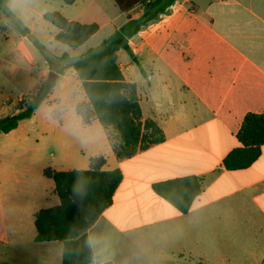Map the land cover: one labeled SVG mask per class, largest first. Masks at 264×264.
Listing matches in <instances>:
<instances>
[{
    "label": "crops",
    "instance_id": "1",
    "mask_svg": "<svg viewBox=\"0 0 264 264\" xmlns=\"http://www.w3.org/2000/svg\"><path fill=\"white\" fill-rule=\"evenodd\" d=\"M7 5L36 44L52 51L47 62L10 27V45L4 46L21 85L13 78L10 95L0 91V119L17 113L51 72L58 78L31 118L0 133V264H62L63 242L36 241L37 213L60 204L45 171L88 170L96 156L106 159L105 171L121 170L123 180L89 231L90 264H264V147L245 170L222 167L240 146L245 116L264 113V0H177L130 39L135 57L120 51L119 65L138 87L142 120L156 122L165 141L125 160L117 158L98 120L85 125L76 112L87 98L61 57L77 58L100 45L128 15L114 0ZM57 11L69 21L97 24L99 31L77 49L59 48V30L44 18ZM142 14L140 8L130 12L133 19ZM132 67L133 80L127 76ZM189 176L203 178L204 189L182 214L153 185Z\"/></svg>",
    "mask_w": 264,
    "mask_h": 264
},
{
    "label": "trees",
    "instance_id": "2",
    "mask_svg": "<svg viewBox=\"0 0 264 264\" xmlns=\"http://www.w3.org/2000/svg\"><path fill=\"white\" fill-rule=\"evenodd\" d=\"M60 1L73 5L77 0ZM176 1L114 0L121 12L128 15V21L99 47L90 49L77 58H71L68 54L61 57L75 70L87 98L86 102L77 106L76 112L85 125H90L94 120L101 123L108 131L111 147L120 160L129 159L163 143L165 136L156 122L142 120L138 87L126 80L118 62V53L124 51L134 59L130 39L160 15L166 14L167 8ZM136 8L142 9L143 14L133 19L130 12ZM0 9L12 20L19 34L32 40L28 28L10 10L7 0H0ZM44 18L59 30L55 40L71 49L84 45L99 31L97 24L69 21L59 12H48ZM37 47L43 52L46 61L50 62L43 49L38 45ZM46 83L47 81L37 86L32 94L18 104L19 112L16 115L0 119V133H10L23 120L34 115L53 88H47ZM237 139L240 146L225 157L223 169L245 170L259 159L264 147V113L247 114ZM105 165L106 159L96 156L91 158L88 170L45 171V176L55 182V192L60 204L37 213L36 241L63 242L62 264H90L94 259L89 231L112 205L114 195L123 180L121 170L105 171ZM203 189L204 179L197 176L176 178L153 185L154 192L182 214L190 211Z\"/></svg>",
    "mask_w": 264,
    "mask_h": 264
},
{
    "label": "rangeland",
    "instance_id": "3",
    "mask_svg": "<svg viewBox=\"0 0 264 264\" xmlns=\"http://www.w3.org/2000/svg\"><path fill=\"white\" fill-rule=\"evenodd\" d=\"M58 12V11H57ZM47 27H51L53 28V30H55V27H53L52 25H50L49 23H45ZM10 27L13 28V32H17L16 30V26L12 23V20H10L3 12L2 10L0 9V91H2L1 93L4 95V96H7L10 95V79L12 80L13 78L15 79V85L17 86H20L21 84V81H20V77L19 75L17 76V74H11L10 73V64L8 63V58L10 57V50H8L6 48V46H4V43H9L8 46L10 45ZM46 27V28H47ZM31 43L33 45L37 47L36 45V42H35V39L32 37V40H30ZM103 43V42H102ZM101 43V44H102ZM56 46H58L59 48H67L69 50H72L71 48L67 47L66 45H63L61 43H55ZM100 44V45H101ZM46 45V44H45ZM100 45L98 46H95L93 48H97L99 47ZM42 47V46H41ZM45 48V47H44ZM92 48V49H93ZM47 49L45 53H50L52 51L51 48H45ZM39 50V49H38ZM40 53L42 54L43 56V52H41V50H39ZM50 51V52H49ZM89 51V50H88ZM87 51V52H88ZM7 55H9L7 57ZM44 57V56H43ZM134 67H132V69L127 73V76L130 78V79H134ZM19 79V80H18ZM13 82V80H12ZM14 83V82H13ZM60 86V81L57 82L55 88H59ZM78 91H79V88L77 86H73L72 87V95H71V98H76L78 97ZM33 91L30 93L32 94ZM30 94L26 95L25 97L29 96Z\"/></svg>",
    "mask_w": 264,
    "mask_h": 264
},
{
    "label": "water",
    "instance_id": "4",
    "mask_svg": "<svg viewBox=\"0 0 264 264\" xmlns=\"http://www.w3.org/2000/svg\"><path fill=\"white\" fill-rule=\"evenodd\" d=\"M57 78H58V75H57L55 72H51L50 75H49V78H48V80H47V83H46L47 88H51V87L54 85V83H55V81L57 80ZM18 112H19V111H18ZM18 112H17V113H18ZM14 115H16V113L13 114V116H14Z\"/></svg>",
    "mask_w": 264,
    "mask_h": 264
}]
</instances>
